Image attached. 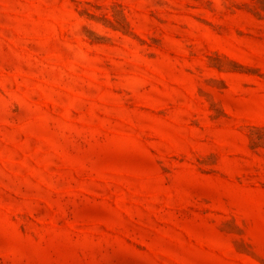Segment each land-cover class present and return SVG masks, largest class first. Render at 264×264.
<instances>
[{"label":"rangeland","instance_id":"1","mask_svg":"<svg viewBox=\"0 0 264 264\" xmlns=\"http://www.w3.org/2000/svg\"><path fill=\"white\" fill-rule=\"evenodd\" d=\"M0 264H264V0H0Z\"/></svg>","mask_w":264,"mask_h":264}]
</instances>
